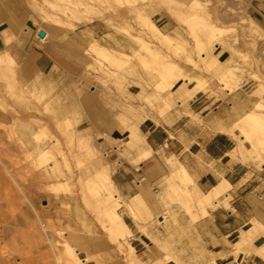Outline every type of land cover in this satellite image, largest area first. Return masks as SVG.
<instances>
[{
  "label": "rangeland",
  "instance_id": "374dc122",
  "mask_svg": "<svg viewBox=\"0 0 264 264\" xmlns=\"http://www.w3.org/2000/svg\"><path fill=\"white\" fill-rule=\"evenodd\" d=\"M9 1L16 13L15 27L12 23L6 29L0 27V256L13 264H129L125 258L128 244L136 242L116 222L129 227L132 219L139 231L161 248L134 249L141 264H156L153 254L163 264L213 261L194 239V225L207 210L221 204L227 207L230 192L237 185L231 188L227 181L229 194L219 198L222 202L211 203L208 192H202L178 162L180 170L169 168L149 186L160 203L158 211H151L144 209L140 199L125 198L120 192L119 199L106 198L97 177L110 171L113 178L120 157L136 164L141 156L136 152L131 157L135 151L127 144L129 135L115 146L117 154L109 156L105 144L115 140L109 138L107 130L138 123L151 111L165 114L175 107L176 103L167 106L173 99L177 102L175 95L186 101L184 91L192 82L190 75L201 77L208 88L213 80L216 88L211 94L226 96L216 79L220 66L216 72L212 70L217 61H225L213 54L217 46L234 53L229 51L226 59L236 70L230 93L245 83L247 97L255 99L253 111L264 98V20L257 15L259 22H255L261 29L249 32L248 12L255 8L264 14V0H195L205 18L223 28L216 36L208 35V40L234 41L228 49L204 43L202 59L195 54L193 40L206 28L197 20V7H190L192 0ZM138 5L142 12H138ZM143 15H150V22ZM141 16L146 19L144 25ZM145 25H157L160 38L151 44L161 57L158 52L148 54L131 38L143 36L140 27ZM39 31H44L43 37L38 36ZM204 35L207 38V32ZM172 37L176 38L169 44L167 38ZM34 40L47 45L55 60L46 75L33 69L26 54ZM186 50L192 51V58ZM108 51L115 55L106 60L100 53ZM116 51L122 52L123 58L121 53L117 57ZM131 86L133 95L129 93ZM234 129L238 135L233 134ZM229 132L237 142L232 158L259 169L264 163V128L255 119H240ZM94 153L100 155L105 168L97 164ZM249 177L247 173L238 185ZM159 214L164 220L158 221ZM153 229L160 236H153Z\"/></svg>",
  "mask_w": 264,
  "mask_h": 264
},
{
  "label": "crops",
  "instance_id": "0c3cea01",
  "mask_svg": "<svg viewBox=\"0 0 264 264\" xmlns=\"http://www.w3.org/2000/svg\"><path fill=\"white\" fill-rule=\"evenodd\" d=\"M252 10L248 12L251 19L259 22V15L264 20V14L255 8ZM15 16L10 1L0 0L1 30L8 28L10 23L15 27ZM159 19L160 17L157 20ZM167 24L168 22L165 23ZM26 54L31 57L36 72L43 75L51 72L55 60L48 46L42 41L34 40L30 43ZM213 54L219 60L229 58L228 52L219 46L215 47ZM182 81L180 80V83ZM194 84L192 81L188 86ZM208 86L210 91L216 88L213 80H210ZM132 88L131 86L129 93L133 95ZM246 89L243 83L232 93L225 92L224 97H215L209 90L198 91L186 105L176 104L163 114L164 116L159 115L157 110L151 111L138 123L146 148L151 149L150 156L136 164L120 157L112 178L123 197H132L139 192L138 185L142 184L143 179L145 182L142 185L154 186L169 170L166 159L173 155L185 166L202 192H208L222 179L229 181L231 188L237 185L235 190L230 192L232 199L227 207L221 204L207 210V214L194 225V239H197L201 249H205L206 256L214 259L215 264H264V258L253 252L246 251L247 254L244 251V255L240 252L236 256L233 253V243L237 241L241 230L250 228L253 219L264 224V163L256 169L252 163L234 160L230 154L237 142L229 129L245 113L251 111L255 103L254 98L247 97ZM187 111H191L190 114ZM126 130L118 125L107 130L109 138L115 140L105 144L109 156L117 154L115 146L127 138ZM233 134L238 135V130L234 129ZM135 155L136 152H133L131 157ZM247 173H250V177L238 185ZM127 224L136 242L134 249H161L153 243L147 233L139 231L132 219ZM151 232L153 236H160L154 229ZM262 244L264 235H259L253 240L255 247ZM174 249H181V246H175ZM153 256L156 257L155 254ZM0 264L13 263L0 256Z\"/></svg>",
  "mask_w": 264,
  "mask_h": 264
},
{
  "label": "bare ground",
  "instance_id": "6f19581e",
  "mask_svg": "<svg viewBox=\"0 0 264 264\" xmlns=\"http://www.w3.org/2000/svg\"><path fill=\"white\" fill-rule=\"evenodd\" d=\"M118 2H119V0H117ZM188 2V1H187ZM190 2V1H189ZM198 2V1H197ZM195 0L193 1H191L190 2V7H191V9H193V7H197V8H195V10H199L198 12H196L195 10H194V12L195 13H198V15H196V17H197V20L198 19H200L201 20V25H203V26H205L204 27V29L206 28V31L204 30V32L202 33L203 34V37H201L202 36V34L201 33H198V35L199 34H201V36L199 37V36H196V37H194V39L195 40H193L194 42H195V45H196V48H195V45L193 46L194 47V50L196 49V55H198V56H200L201 57V59L202 58H205V56H204V51H203V49H201V46L202 45H204V43H209V44H213V45H225L226 47H227V49L229 48V46H230V44L232 43V42H234V41H232V42H230V43H228V44H226L224 41H217V42H211L212 40L210 39V41L208 40L210 37H212V36H216L217 34H219L220 32H222V27H220V26H217L216 24H214L211 20H209V18L207 17V18H205V16H204V14H202V7H201V5H200V3H197ZM70 3V2H69ZM73 3V2H72ZM79 3H80V0H79ZM121 3V2H120ZM57 4V3H56ZM74 5H75V3H73ZM72 4V5H73ZM127 4V3H126ZM131 4H133L132 2H131ZM77 5V4H76ZM79 5L80 4H78L77 6L79 7ZM194 5V6H193ZM58 6V5H57ZM66 6V5H65ZM69 6H71V4L69 5ZM83 6V5H82ZM133 6V5H132ZM140 5H138L137 7V9H138V12H139V10L142 8V6H141V8L139 7ZM63 7V6H62ZM67 8H68V4H67V6H66ZM81 7V6H80ZM79 7V8H80ZM205 7V6H204ZM66 8V9H67ZM72 7H70V9H71ZM85 8V7H84ZM87 8V7H86ZM94 8V7H93ZM108 8V7H107ZM199 8V9H198ZM75 9H78V8H75ZM74 9V10H75ZM109 9V8H108ZM169 9L171 10V9H173L172 7H169ZM174 9H176V8H174ZM72 10V9H71ZM112 10V9H111ZM110 10V11H111ZM77 10H75L74 12H76ZM80 11V10H79ZM106 11H107V9H106ZM141 11V10H140ZM145 11V10H144ZM193 11V10H192ZM62 12V11H61ZM142 12V11H141ZM140 12V14L142 15V13ZM146 12H148V11H146ZM63 13H65L64 11H63ZM68 13V12H67ZM135 13H137V12H135ZM154 13V12H153ZM84 14V13H83ZM147 14V13H146ZM155 14V13H154ZM85 15H87V14H85ZM148 15V14H147ZM208 15V14H207ZM68 16V15H67ZM70 16H72L71 15V13H70ZM136 16H137V14H136ZM140 16V15H139ZM150 16V15H149ZM149 16H148V18H149ZM194 16H195V14H194ZM138 17V16H137ZM145 16L143 15V18H144ZM172 17V16H171ZM195 17V18H196ZM71 18V17H70ZM141 18H142V16H141ZM142 18V20L140 19V22H142L143 24L142 25H144V22L143 21H146V19H148L147 18V16L145 17L146 19L144 20ZM174 18V17H173ZM135 19H136V17H135ZM177 19H178V17H177ZM137 20V19H136ZM149 20V22H150V19H148ZM196 20V21H197ZM246 20V19H245ZM249 21V20H248ZM200 22V21H199ZM139 23V22H138ZM198 23V22H197ZM250 25H249V27H248V29H249V32H251L253 29H261L260 27H259V25L253 20V19H250ZM146 24V23H145ZM140 25V24H139ZM153 25H155V23L153 24ZM182 25V24H181ZM200 25V26H201ZM72 26V25H71ZM146 26V25H145ZM145 26H143V27H145ZM157 26V25H156ZM156 26H146L147 28H145V29H143V27L141 28L140 27V29L142 30V33H143V36L141 35V36H135V35H130L131 36V38L132 39H134V40H136V41H138L140 44H142V46H143V48H144V51L145 52H147L148 54L150 53V54H152V53H157V54H159V50H158V48H155V46H153V44H151L152 42H153V40L156 38V40H157V38L160 36V31L158 30V28L156 27ZM203 26H202V28H203ZM201 28V27H200ZM185 30V29H184ZM202 31H203V29H202ZM201 31V32H202ZM205 32H207V38H205L204 39V33ZM223 32H224V30H223ZM248 32V30H247V33H249ZM162 33V32H161ZM225 33V32H224ZM163 35V34H162ZM165 35V34H164ZM167 35V34H166ZM175 35V34H174ZM188 35H189V33H188ZM208 35L210 36V37H208ZM224 35V34H223ZM177 36V35H176ZM180 36V35H179ZM195 36V35H194ZM220 36V35H219ZM147 37V39H145ZM160 38V37H159ZM176 38V37H175ZM174 37H172V38H167V40H168V42H169V44H173V42L172 43H170L171 41H172V39H175ZM221 38H222V36H221ZM178 39V38H177ZM179 39H180V37H179ZM212 39H216V38H212ZM224 39V38H223ZM216 40H218V39H216ZM215 40V41H216ZM132 41V40H131ZM174 41V40H173ZM155 42V41H154ZM177 42V41H176ZM179 42V41H178ZM93 43V42H92ZM157 44V43H156ZM177 44V43H176ZM176 44H174V45H176ZM137 45V44H136ZM91 46V45H90ZM139 46V45H138ZM97 47H99V46H97ZM101 48V47H100ZM99 48V50L101 51V49ZM103 48V47H102ZM233 48V46L231 47V49ZM190 49V48H189ZM188 49V50H189ZM230 49V48H229ZM228 49V53L230 54V52L232 51V50H229ZM92 50V49H91ZM94 50V49H93ZM98 49H96V51H97ZM105 51H106V48L104 49ZM103 50V51H104ZM109 50V49H108ZM188 50H186V51H188ZM111 51V50H110ZM110 51H108L107 53H104V52H102V53H100V55L102 56V57H105L106 58V60H109V59H111L114 55H115V53H112V52H110ZM230 51V52H229ZM235 52L237 51V50H234ZM92 52V51H91ZM98 52V51H97ZM189 52H191L190 53V55H191V58H192V51H188V53ZM120 53H121V55H120ZM134 53V52H133ZM141 53V52H140ZM155 53V54H156ZM181 53V52H180ZM231 53H233V52H231ZM116 54H117V51H116ZM125 54V53H124ZM127 54V53H126ZM168 54V53H167ZM234 54V53H233ZM121 56V58H123L122 57V52H118V54L116 55L117 57L118 56ZM142 55V54H141ZM160 55V54H159ZM182 55H184V54H182ZM232 55V54H231ZM124 56H126V55H124ZM140 56V55H139ZM158 56V55H157ZM156 56V57H157ZM162 55H160L159 57H161ZM187 54H186V58H187ZM198 56H197V58H198ZM230 56V55H229ZM90 57V56H89ZM127 57H129V56H127ZM127 57H125V59H128ZM120 58V57H119ZM120 58V59H121ZM132 58H134L135 59V57H132ZM141 58V57H140ZM144 58V57H143ZM164 58V57H163ZM232 58V57H231ZM235 58V57H234ZM124 59V60H125ZM162 59V58H161ZM189 59V63H190V58H188ZM142 60V59H141ZM192 60V59H191ZM194 60V59H193ZM232 60V59H231ZM166 61V59L164 60V62ZM168 61H170V60H168ZM128 62V61H127ZM143 62V61H142ZM146 62V61H145ZM167 62V61H166ZM165 62V63H166ZM172 62V61H171ZM196 62V61H195ZM136 63V62H135ZM167 63H170V62H167ZM173 63H175V62H173ZM148 64V63H147ZM161 64V63H160ZM172 65H176V64H172ZM178 65V64H177ZM194 65V64H193ZM217 65V66H216ZM125 66V65H124ZM218 66H220L218 69H219V71H218V73L219 74H217V76H216V79L219 81V83L221 84V86H222V88L223 89H225L226 90V92L227 93H230L232 90H233V87H231V85H232V83H233V81L236 79L235 78V76H236V73H235V67L233 68L232 67V65L231 66H229L228 64H227V62H226V60L225 61H217L216 63H215V66H214V68L212 69L213 71L215 70V69H217L216 67H218ZM108 67V66H107ZM166 67V66H165ZM176 67V66H175ZM179 67V66H178ZM177 67V68H178ZM122 68V67H121ZM120 68V69H121ZM143 68V67H142ZM169 68V67H168ZM164 69V68H163ZM167 69V68H166ZM207 70H208V68H207ZM163 71V70H162ZM209 71H210V69H209ZM212 71H210V73H211ZM215 72H216V70H215ZM214 72V73H215ZM241 72H243V71H241ZM113 73V72H112ZM164 73V72H163ZM248 73V72H247ZM140 75V74H139ZM214 75H216V74H214ZM241 75H243V74H241ZM190 78H192V81H194L195 82V84L194 85H192L191 87H188L184 92L186 93V96H187V98H186V101H183V98L182 97H180V96H178V95H175L174 97H175V100H177V102H179L180 104H181V106H184V105H186L187 103H188V101L190 100V99H192L194 96H195V94L198 92V91H207V90H209V88L206 86V84H205V82H204V80L203 79H201V77H195V76H191L190 75ZM124 81V80H123ZM206 81V80H205ZM208 81H206V83H207ZM149 86V85H148ZM159 87H158V91H159ZM156 91V90H155ZM210 91V90H209ZM212 91V90H211ZM210 91V92H211ZM159 92H161V90L159 91ZM162 92H163V90H162ZM156 93V92H155ZM212 93V92H211ZM157 94V93H156ZM167 95V94H166ZM261 95H264V93H262ZM172 96V95H171ZM173 97V98H174ZM261 97V96H260ZM157 98V97H156ZM169 98H171V97H169ZM168 98V101H171L172 99H169ZM262 98V97H261ZM260 98V99H261ZM164 100H165V96H164ZM166 101H167V99H166ZM177 102L176 101H174V99L172 100V102H167V103H169L167 106L169 107V106H171V104H174V103H176L177 104ZM161 103V102H160ZM163 103L165 104V102L163 101ZM171 103V104H170ZM157 106V105H156ZM165 106V105H164ZM185 108V107H184ZM189 108V107H188ZM185 110V109H184ZM166 112V111H165ZM190 112L191 111H187V113H189L190 114ZM164 114V113H163ZM160 115H162L161 113H160ZM164 116V115H163ZM143 118V117H142ZM242 120H245V119H255L256 121H257V123H258V125H259V127H262V128H264V98H262V101H259V102H257L256 104H255V108L253 109V111H251V112H247V113H245V115L241 118ZM19 120V119H18ZM130 122H131V120H129ZM134 122V121H133ZM128 123V122H127ZM139 123V122H138ZM138 123H128V125L127 126H125V128L127 129L126 131L128 132V133H126L127 135H129V137H131V139L128 137L127 138V144H128V146L132 149V150H134L135 152H138V153H140L141 154V156H140V158H139V162L140 161H142L143 159L145 160L147 157H149L150 156V154H151V149L150 148H146V143H145V140H144V136H143V134H141V132H140V130H139V128H138ZM262 143H264V141H262ZM145 146V147H144ZM149 147V146H148ZM58 148H60L59 146H58ZM59 150V149H58ZM60 151V150H59ZM58 151V152H59ZM95 151V150H94ZM61 152V151H60ZM96 152H98V151H96ZM60 154H62L63 155V153H60ZM93 154V153H92ZM95 155H94V157L96 156V158H95V160L97 161V164L100 166V167H102V168H105V166L103 165V164H101L102 162H100L101 161V158H100V155L99 154H97V153H94ZM61 156V155H60ZM93 156V155H92ZM173 156V155H172ZM172 156H170V157H168V165H169V167L171 168V169H173L174 171L175 170H180L181 169V166H180V164L178 163V161H177V159H175V158H173ZM68 157V156H67ZM93 157V158H94ZM63 159V158H62ZM201 159V158H200ZM58 162V161H57ZM56 162V163H57ZM210 162H212V161H210ZM167 163V162H166ZM68 166H69V174H70V176H71V173H72V170H71V167H70V165L69 164H67ZM160 165V164H159ZM165 165H167V164H165ZM60 167V166H59ZM153 167V166H152ZM61 169V168H60ZM164 169V168H163ZM110 172V171H109ZM108 171H106L105 173H104V175H101V176H99V177H97V182H98V185H99V187H100V189L101 190H103L104 191V193L106 194V198H110V197H118V199H119V197H120V194H119V190L117 189V187H116V185H115V183H114V181H113V179L111 178V175H110V173H109ZM74 173V172H73ZM77 176V175H76ZM80 176V175H79ZM222 179V178H221ZM78 180V179H77ZM144 180V179H143ZM138 184H139V182H138ZM138 187H139V192H138V194H135L133 197H134V199H140V201H141V204H142V206L144 207V209H146V210H154V211H158V209H159V205H160V203H159V201H158V199H157V197H156V195L155 194H153L151 191H150V189H149V187L147 186V185H138ZM228 187H229V183L227 182V180L226 179H222L220 182H218V184L217 185H215V186H213L209 191H208V198L211 200V203L212 202H216V204L217 203H219V202H222V201H220L219 200V198L220 197H223V196H227L228 195ZM179 191L177 190L176 191V194H177V196L178 195H180L179 193H178ZM102 194H103V192H102ZM136 197V198H135ZM111 199V198H110ZM117 199V198H116ZM226 203V202H225ZM140 206V205H139ZM224 206V205H223ZM143 211V210H142ZM145 213H146V211H144ZM148 213V212H147ZM150 213V212H149ZM158 216V221H160L161 219H163L164 220V216L163 215H161V214H159V215H157ZM148 220V219H147ZM162 220V221H163ZM116 223H119L120 224V226H122L123 228H124V230L126 231V233L127 234H129L130 236L132 235V231H131V229L125 224V223H123V222H116ZM161 223V222H160ZM141 229V228H140ZM143 231V230H142ZM259 235H264V224H262V223H260L259 221H257V220H255V219H253L252 220V225H251V227L250 228H248V229H244V230H241V232H240V234L238 235L239 237H238V239H237V241L236 242H234L233 243V247H234V250H233V253H234V255L236 256V255H238V253H240V252H242V254L244 253V251L246 252V251H248V252H253L254 254H256V255H259L260 257H262V258H264V244H262L261 246H259V247H255V246H253V240H255L256 239V237L257 236H259ZM127 238V237H126ZM126 238H125V240H126ZM126 242V241H125ZM53 243V242H52ZM52 243H51V245H52ZM53 244H55V243H53ZM54 246V245H53ZM56 246V245H55ZM232 247V248H233ZM248 252H246L247 254H248ZM121 253H123V251L121 252ZM244 255V254H243ZM251 255V254H250ZM148 256V255H147ZM234 256V257H235ZM258 257V256H257ZM125 258H126V260L128 261V263L129 264H135V261H136V263L137 264H141L140 263V261H138L137 260V257H136V255H135V251H134V247L131 245V244H128V251L126 252V254H125ZM148 258H149V256H148ZM150 259V258H149ZM155 259H156V264H163L162 263V261L160 260V258L158 259V257H155ZM235 259H237V258H235ZM155 261V260H154ZM209 262V261H208ZM233 263V262H232ZM207 264H215V261H211V262H209V263H207ZM230 264V263H229Z\"/></svg>",
  "mask_w": 264,
  "mask_h": 264
},
{
  "label": "water",
  "instance_id": "95a60500",
  "mask_svg": "<svg viewBox=\"0 0 264 264\" xmlns=\"http://www.w3.org/2000/svg\"><path fill=\"white\" fill-rule=\"evenodd\" d=\"M38 36H39V37H43V36H44V31H39V32H38Z\"/></svg>",
  "mask_w": 264,
  "mask_h": 264
}]
</instances>
